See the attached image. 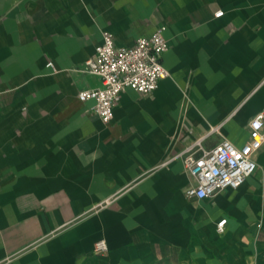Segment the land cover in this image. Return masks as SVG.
Wrapping results in <instances>:
<instances>
[{"label":"crops","instance_id":"1","mask_svg":"<svg viewBox=\"0 0 264 264\" xmlns=\"http://www.w3.org/2000/svg\"><path fill=\"white\" fill-rule=\"evenodd\" d=\"M160 26L169 77L103 124L78 100L102 87L84 63L103 33L131 47ZM261 112L264 0H0V264H264V144L203 200L174 158L242 147Z\"/></svg>","mask_w":264,"mask_h":264},{"label":"built area","instance_id":"2","mask_svg":"<svg viewBox=\"0 0 264 264\" xmlns=\"http://www.w3.org/2000/svg\"><path fill=\"white\" fill-rule=\"evenodd\" d=\"M221 15V12H217L215 17ZM164 29L163 26L158 27L148 38L138 39L131 47L116 46L112 35L103 33L94 56L83 65V72L98 77L102 87L78 94L80 102L94 101L91 112L103 124H109L113 119L114 109L125 90L151 95L159 83L169 77L162 64L163 55L169 49L163 36ZM263 144L264 113L261 112L250 120L248 140L240 148L226 140L210 151L201 148L200 140L186 146L181 154L174 157H182L185 172L195 181L194 186L185 189L186 197L203 200L225 189H238L256 171L255 156ZM171 160L172 158L168 159L161 166L167 165ZM115 199L116 196H113L99 207L108 206ZM225 224L226 219L217 223L218 235L223 233ZM107 252L104 240L93 244L94 255Z\"/></svg>","mask_w":264,"mask_h":264}]
</instances>
